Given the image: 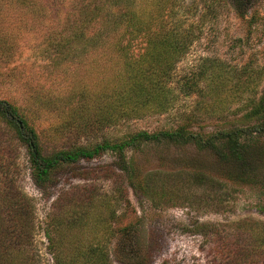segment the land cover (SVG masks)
I'll use <instances>...</instances> for the list:
<instances>
[{
	"label": "rangeland",
	"instance_id": "374dc122",
	"mask_svg": "<svg viewBox=\"0 0 264 264\" xmlns=\"http://www.w3.org/2000/svg\"><path fill=\"white\" fill-rule=\"evenodd\" d=\"M180 6L177 17L183 8L192 7L194 13L183 9V18L187 20L185 27L193 28L194 39L175 64L170 85L174 88L184 77H193L200 90L186 95L175 89L177 99L170 111L122 120L83 135L78 144L116 143L138 132L171 131L187 117L192 119L195 131L228 129L248 110L250 100L259 97L264 84V0H246L245 18L256 17L251 27L237 15L232 0H181ZM211 7L218 12L212 13ZM38 11L39 3L30 0H0V100L29 108L33 107L31 95L55 99L78 88L90 93L97 77L95 69L104 67L107 59L106 49L102 48L64 62L57 53L50 59L51 50H46L45 41L50 13L41 17ZM145 46V42L138 41L132 50L137 56L144 53ZM55 58L60 64L54 63ZM56 119L57 113L43 114L37 125H49ZM236 125L247 126L242 121ZM45 140L42 137V142ZM146 144L125 151L138 185L149 189L144 198L128 191L129 205L121 200L128 173L121 170L122 164L113 152L107 151L90 162L64 166L57 171L51 188L43 193L32 183L27 155L21 148L16 178L35 207L34 240L39 264H57L47 249L43 229L59 197L81 199L87 195L92 200L87 211L82 207L75 211L64 208L66 212L61 215L80 223L71 230L63 229L55 238L57 257L67 263L80 259L78 255L91 247H101L108 251L110 264L141 263L144 258L147 264H214L210 245L197 234V225L232 227L242 220L264 222V213L255 208L264 192L229 181V169L211 150L170 141ZM44 145L50 151L52 146L47 140ZM257 147L264 151V138ZM256 168L258 177H264V152ZM197 174L205 180H195ZM115 217L134 223L131 236L112 234Z\"/></svg>",
	"mask_w": 264,
	"mask_h": 264
},
{
	"label": "trees",
	"instance_id": "16d2710c",
	"mask_svg": "<svg viewBox=\"0 0 264 264\" xmlns=\"http://www.w3.org/2000/svg\"><path fill=\"white\" fill-rule=\"evenodd\" d=\"M30 1L39 3L41 17L50 13L45 40L48 43L46 50H51L50 59L53 53L60 54L64 62L86 51L99 48L108 51L105 50V66L95 69L97 77L90 93L78 88L55 99L31 95L29 100L33 107L30 108L0 100V264H39L34 240L37 231L35 207L16 178L21 148L27 155L32 183L43 193L54 184L59 169L90 162L111 151L122 164L121 170L128 173L121 200L129 205L128 191L133 190L135 195L144 198L149 189L138 185L125 151L138 150L146 143L168 141L192 144L197 150H211L229 169V181L232 179L248 190L264 192V177H258L256 168L264 152L257 147L259 140L264 138V84L259 97L250 100L248 110L240 119L231 122L228 129L212 133L195 131L190 124L192 119L187 117L171 131L138 132L121 142L105 141L91 146L76 142L83 135L122 120L170 111L177 99L175 89L186 95L198 90L199 82L193 77H184L174 88L170 85L175 64L194 39L193 28L185 27L187 20L183 18V9L194 13L192 7H182V13L177 17L176 9L181 7V0ZM232 2L237 15L251 27L256 17L245 18L246 0ZM210 10L218 12L213 7ZM138 41L145 42L146 46L144 53L136 56L132 48ZM54 63L60 64V61L55 58ZM50 112L57 113V119L49 121V125H37L41 116ZM238 121L247 126L238 127ZM42 137L52 146L50 151ZM195 180L202 182L205 177L197 174ZM260 199L255 208L264 213V198ZM91 203V197L87 195L81 199L59 197L53 202L43 231L47 249L57 264L111 263L108 251L101 247H91L78 255L80 259L69 263L57 257L56 236L63 229L71 230L80 224L61 217L66 212L64 208L75 211L82 207L87 211ZM133 228L130 219L122 222L115 217L110 230L113 235L120 233L127 238L133 234ZM196 232L210 245L209 254L214 264H264V222L242 220L232 227L203 223L196 226ZM134 264H147V258Z\"/></svg>",
	"mask_w": 264,
	"mask_h": 264
}]
</instances>
